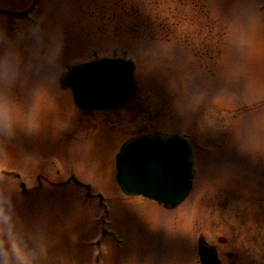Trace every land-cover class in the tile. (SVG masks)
<instances>
[{
  "label": "rangeland",
  "instance_id": "rangeland-1",
  "mask_svg": "<svg viewBox=\"0 0 264 264\" xmlns=\"http://www.w3.org/2000/svg\"><path fill=\"white\" fill-rule=\"evenodd\" d=\"M255 7L264 12V0H37L26 15L0 13V205L10 215L0 248L13 260L43 248L38 264H200L196 236H229L232 224L234 264H264V18L252 19ZM10 49L17 56L5 66ZM103 55L135 61L133 91L119 107L85 112L58 78ZM155 131L185 135L193 148V187L171 210L116 183L117 149Z\"/></svg>",
  "mask_w": 264,
  "mask_h": 264
},
{
  "label": "water",
  "instance_id": "water-1",
  "mask_svg": "<svg viewBox=\"0 0 264 264\" xmlns=\"http://www.w3.org/2000/svg\"><path fill=\"white\" fill-rule=\"evenodd\" d=\"M25 10L0 8L1 13L24 15ZM134 63L122 57H103L71 65L61 79L71 88L80 108L108 109L124 103L133 88ZM191 147L178 134L155 133L129 140L116 155V178L126 194H142L164 204H177L190 189ZM201 264H221L213 246L199 243Z\"/></svg>",
  "mask_w": 264,
  "mask_h": 264
},
{
  "label": "clouds",
  "instance_id": "clouds-1",
  "mask_svg": "<svg viewBox=\"0 0 264 264\" xmlns=\"http://www.w3.org/2000/svg\"><path fill=\"white\" fill-rule=\"evenodd\" d=\"M252 19L254 21H259L264 18V12L258 10L257 7L250 13ZM17 56L15 49H10L7 55H5L2 59L5 66L9 65V63L14 60ZM8 194L6 192L0 193V201H7ZM5 214H7L5 216ZM10 224V215L4 209L2 205H0V225H8ZM14 260L9 250L5 251L4 248H0V264H38V261L44 258V250L41 248L39 251L27 252L23 256L18 255L15 251Z\"/></svg>",
  "mask_w": 264,
  "mask_h": 264
},
{
  "label": "flooded vegetation",
  "instance_id": "flooded-vegetation-1",
  "mask_svg": "<svg viewBox=\"0 0 264 264\" xmlns=\"http://www.w3.org/2000/svg\"><path fill=\"white\" fill-rule=\"evenodd\" d=\"M83 111L85 112H91L93 110H88V109H84ZM58 173H60L59 170H57ZM74 179V178H73ZM89 188V187H87ZM254 189V188H253ZM255 190V189H254ZM133 196V195H132ZM157 203V202H155ZM158 205L164 207L165 209L171 210L172 208L170 206H164L163 204H159ZM230 235H213L211 238H204L202 237L201 234H198L196 236V242L198 243L199 241L202 242H206L208 244L214 245L215 249H216V253L221 261V264H229V263H236L237 261V254H236V250H235V245L238 243L237 241V237H236V229L234 226H232V224H230ZM241 236V234H240ZM231 245L233 249L228 250L225 247ZM238 248V247H236Z\"/></svg>",
  "mask_w": 264,
  "mask_h": 264
}]
</instances>
